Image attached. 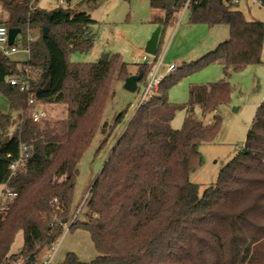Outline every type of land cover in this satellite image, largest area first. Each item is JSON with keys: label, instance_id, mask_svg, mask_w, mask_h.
<instances>
[{"label": "trees", "instance_id": "16d2710c", "mask_svg": "<svg viewBox=\"0 0 264 264\" xmlns=\"http://www.w3.org/2000/svg\"><path fill=\"white\" fill-rule=\"evenodd\" d=\"M73 1L44 11L33 0H0V25L19 29L21 47L28 51L21 63L0 55V93L10 108L9 114L0 112V187L16 194L0 214V264H36L41 248L51 247L67 225V232L89 236L97 253L90 264H264V103L255 111L244 146L216 182L199 194L189 181L202 163L199 146L213 142L221 124L216 114L209 125L196 121L194 109L206 116L225 105L231 95L225 79L189 87L188 103L175 105L167 90L180 76H165L156 95L138 104L90 185L83 203L86 219L77 221L71 213L77 167L99 128L110 84L131 76L117 54L102 53L95 63L72 61L73 55L88 53L97 26L88 13L70 8ZM183 3L149 0V7L161 13V25H168ZM187 11L190 23L224 26L229 37L201 63L182 67V74L218 63L228 76L229 69L261 64L264 22L246 20L230 0H201ZM157 57L156 51L154 61ZM149 70L148 64L138 67V84ZM13 77L28 83L35 102L65 104L66 119L32 122L28 93L9 84ZM178 110L187 117L173 130L170 122ZM122 119L121 113L112 125L101 126L109 132L98 151ZM22 146L28 158L11 175L9 165ZM18 233L22 249L11 254ZM66 264L79 263L68 255Z\"/></svg>", "mask_w": 264, "mask_h": 264}, {"label": "rangeland", "instance_id": "374dc122", "mask_svg": "<svg viewBox=\"0 0 264 264\" xmlns=\"http://www.w3.org/2000/svg\"><path fill=\"white\" fill-rule=\"evenodd\" d=\"M85 1L75 0L70 6L77 12L88 13L91 19L97 22V26L92 28L94 40L86 55H73L72 61L95 63L102 53L117 54L120 57L119 61L128 65L130 75H136L140 65L148 64L153 69L158 66V73L167 76L166 68L173 65L175 69L171 73L180 77L177 82L168 86L167 97L169 102L175 105L188 103L191 86H207L221 79H225L230 84L229 101L216 109V115L221 119L218 134L213 142L199 146L202 163L189 174V181L198 186L201 194L204 189L216 182L222 167L244 146L246 133L255 111L261 103H264V45L261 50V64L249 65L238 71L229 69L228 76H224L223 66L218 63L182 74V67L201 63L219 43L228 39L229 33L226 27L192 24L189 22L188 11L183 13L180 20L179 14L176 13L170 24L161 25L156 47L158 57L154 61V57L147 55L144 48L162 15H157L150 9L149 0H99L95 3ZM33 3L44 11L67 8L63 0H33ZM237 8L246 20L264 22V8L250 2L247 5L241 2ZM20 41L21 35H18L14 44L19 51L8 57L10 61L21 63L27 60L28 53L22 49ZM137 87L135 92L130 93L123 88V82L113 79L110 84V95L104 104L99 128L77 167L78 174L70 206V211L76 215L77 221L86 219L89 210L83 203L87 198L88 189L100 172L108 153L123 133L125 123L141 103L143 84H138ZM40 108L46 112L45 121L49 123L66 119L65 104L36 105V109ZM0 111L3 114L10 113L7 101L1 93ZM121 113L123 114L121 123L110 133L106 144L98 151L109 132L108 127L102 132L101 126L104 123L112 125L114 119ZM215 113L202 116L201 110L195 107L193 118L205 122L212 120ZM186 117L185 110L176 111L170 122L171 129H181ZM0 197L6 207L8 202H5L1 188ZM65 229L51 247L41 248L34 258L38 262L36 264H43L44 261L49 260L50 264H66L68 255H74L79 264H90L96 258L97 253L85 232L79 230L66 232ZM21 249L22 233H18L11 245L10 253L16 254Z\"/></svg>", "mask_w": 264, "mask_h": 264}, {"label": "built area", "instance_id": "2783aa9c", "mask_svg": "<svg viewBox=\"0 0 264 264\" xmlns=\"http://www.w3.org/2000/svg\"><path fill=\"white\" fill-rule=\"evenodd\" d=\"M200 1L201 0H184L182 7L177 12L179 14V20L183 15V13L187 11L190 6L197 5ZM239 1L240 0H230V3L236 5L238 4ZM246 1L261 7L260 0H246ZM18 51L19 50L17 46L8 45V29L5 26L0 25V55L8 58L10 55L17 53ZM25 51L28 53L27 50ZM145 60H146L145 57H143V61ZM174 69L175 67L173 65H169L166 68L165 74H170ZM164 77L165 75L158 73V66L155 69H153V67L150 68L146 80L143 84V94H142L141 102L150 100L157 93L158 87ZM9 84L11 86H18L21 92L28 93L26 112L28 113L32 122L40 123L47 119V114L42 108L36 109V105H38L39 103L33 100L29 89V85L26 81L21 82L17 78L13 77L9 79ZM211 122L212 120L206 121L208 125L211 124ZM27 158H28L27 149L26 147L22 146L20 148L18 159L9 165V171L11 175H13L19 168L24 167ZM2 195H4L5 197V202H11L16 197V194L12 191H6L5 193H2ZM4 209L5 206L4 203L1 202V197H0V214L3 213ZM65 230L67 232L68 227H66ZM43 264H50V260L44 261Z\"/></svg>", "mask_w": 264, "mask_h": 264}, {"label": "water", "instance_id": "95a60500", "mask_svg": "<svg viewBox=\"0 0 264 264\" xmlns=\"http://www.w3.org/2000/svg\"><path fill=\"white\" fill-rule=\"evenodd\" d=\"M161 23H162V19H159L157 27L155 28L154 32L152 33L150 39L147 41L145 48H144V52L147 55L152 56V57H154L156 54V47L158 43V37L160 34ZM47 32H48V29L44 28L43 34H46ZM18 35H20L19 29H8V45L9 46L13 45ZM139 81H140L139 75H131L124 80L123 88L126 91L133 93L137 90V84ZM29 260L30 261L33 260V256H31Z\"/></svg>", "mask_w": 264, "mask_h": 264}, {"label": "crops", "instance_id": "0c3cea01", "mask_svg": "<svg viewBox=\"0 0 264 264\" xmlns=\"http://www.w3.org/2000/svg\"><path fill=\"white\" fill-rule=\"evenodd\" d=\"M241 2H243L244 3V5H247L248 4V1H246V0H240L239 2H238V4H236V5H234V7H235V9H237L238 11H240L237 7H239L240 6V3ZM34 4V3H33ZM36 6V5H35ZM37 7V6H36ZM70 8H72L71 6H70ZM153 11V10H152ZM156 13H157V15H159V14H161L159 11H155ZM241 12V11H240ZM189 15V14H188ZM175 16V15H174ZM244 16V15H243ZM175 18V17H174ZM228 33H229V31H228ZM5 98V97H4ZM6 99V98H5ZM6 101H7V99H6ZM7 104H8V107H9V103H8V101H7ZM10 109V108H9ZM1 112V111H0ZM2 113V112H1ZM3 114V113H2ZM216 114H217V112H216ZM1 189H2V187H0ZM36 263H38L37 261H35Z\"/></svg>", "mask_w": 264, "mask_h": 264}]
</instances>
